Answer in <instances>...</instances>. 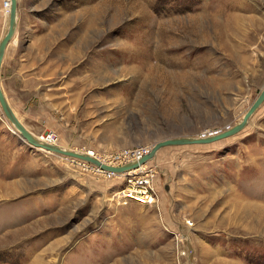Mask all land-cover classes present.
I'll return each instance as SVG.
<instances>
[{"label": "rangeland", "instance_id": "1", "mask_svg": "<svg viewBox=\"0 0 264 264\" xmlns=\"http://www.w3.org/2000/svg\"><path fill=\"white\" fill-rule=\"evenodd\" d=\"M0 84L39 139L137 161L243 119L264 87V0H18ZM19 134L0 105V264H264V102L236 135L122 175Z\"/></svg>", "mask_w": 264, "mask_h": 264}, {"label": "water", "instance_id": "2", "mask_svg": "<svg viewBox=\"0 0 264 264\" xmlns=\"http://www.w3.org/2000/svg\"><path fill=\"white\" fill-rule=\"evenodd\" d=\"M9 14H10L9 28L5 36L0 41V72H1L3 59L5 56L6 48L8 47L9 43L11 42L16 32L17 20H18V0H11ZM263 102H264V87L262 88L260 94L258 95V97L255 99V101L252 103V105L244 115L243 119L233 127L227 128L221 132L210 133L207 136L204 135L200 137H180V138L160 140L153 145L151 150H149L148 152L143 154L140 158H138L137 161L128 162L124 165H110L107 163H103L98 158L93 157L89 154L62 149L57 145H51L41 141L38 138V136L33 134L25 126V124L18 118L13 108L9 104L6 95L2 89V86L0 84V105L2 107L4 115L7 117L9 122L14 126L16 130L20 132L21 138H23L33 146L43 147L53 153H59L65 156L82 159L96 165L97 167H100L104 171L113 172L117 174L125 173L127 171L134 170L144 165L146 162L152 159L161 148L166 146L186 145V144H208L236 135L242 129H244V127H246V125L250 121L251 116L254 114V112Z\"/></svg>", "mask_w": 264, "mask_h": 264}, {"label": "bare ground", "instance_id": "3", "mask_svg": "<svg viewBox=\"0 0 264 264\" xmlns=\"http://www.w3.org/2000/svg\"><path fill=\"white\" fill-rule=\"evenodd\" d=\"M8 6H9V12H10V6H11V0H8ZM17 28V27H16ZM75 59V58H74ZM10 104V103H9ZM18 131V130H17ZM14 132H16V131H14ZM19 132V131H18ZM20 133V132H19ZM20 135V134H19ZM21 136V135H20ZM41 141H43V142H45V143H48V144H51V145H57L58 146V144H56V142L55 141H49V140H45V138L44 137H42L41 139H40ZM31 145V144H30ZM33 146V145H32ZM34 147H37V148H40V149H44V150H46V151H48V152H51V151H49V150H47V149H45V148H43V147H38V146H34ZM60 147V146H59ZM61 148V147H60ZM86 154V153H85ZM89 155H91V156H93V157H95V154H93L92 152H90L89 153ZM139 157V156H138ZM73 158V157H72ZM97 158V157H96ZM76 159H78V158H76ZM80 160H82V159H80ZM83 161H85V160H83ZM100 168V167H99ZM130 171H132V170H130ZM130 171H127V172H130ZM127 172H125V173H127ZM125 173H121V175L122 174H125ZM147 191L144 189V190H142V189H139V190H137V193H140V194H144V193H146ZM140 196V195H139ZM146 196V195H145ZM147 197H149V196H147Z\"/></svg>", "mask_w": 264, "mask_h": 264}, {"label": "built area", "instance_id": "4", "mask_svg": "<svg viewBox=\"0 0 264 264\" xmlns=\"http://www.w3.org/2000/svg\"><path fill=\"white\" fill-rule=\"evenodd\" d=\"M5 5H6V8H7V5H8V3H5ZM43 136H45L44 138H45V140H49V141H55L56 140V138H55V135L54 134H47V135H43ZM41 138H42V136H40ZM143 154H139L138 156V158H140L141 156H142ZM144 182V181H143ZM145 183V182H144ZM140 184H143V183H141L140 182ZM147 192L146 193H144V195H146V196H149V197H146L145 199H148V198H150V196H151V193L148 191V189H147V187L146 188H144ZM144 199V200H145Z\"/></svg>", "mask_w": 264, "mask_h": 264}]
</instances>
